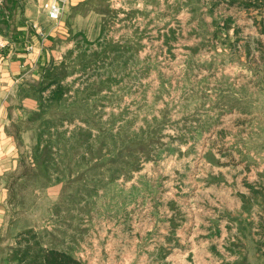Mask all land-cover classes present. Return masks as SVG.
Here are the masks:
<instances>
[{"label":"rangeland","instance_id":"1","mask_svg":"<svg viewBox=\"0 0 264 264\" xmlns=\"http://www.w3.org/2000/svg\"><path fill=\"white\" fill-rule=\"evenodd\" d=\"M195 3V0L191 2L193 6ZM118 32L123 34L128 46L123 53L126 64L123 61L121 66L108 67L107 70L116 76L115 83L101 86L102 97L91 103V109L97 114L85 113L83 118L89 119L93 134L98 128L114 132L117 125H124L131 133L152 123L159 130L154 132L151 141L143 143L153 142V145L143 149L148 152L138 157L141 160L137 171L113 181L105 190H98L96 196L99 198H88L95 203L81 204L83 207L78 210L74 209L76 202H64L65 205L61 202L63 196L75 194L80 184L83 187L82 182L70 176L61 182L55 178L50 181L38 172L37 178L17 187L19 204L13 208L16 221L7 233L33 226L44 235V243L69 250L83 264H188L194 257L188 252L192 244L186 242L191 237L183 234V227L195 228V220L203 214V205L204 208L214 207L211 182L236 180L241 192L247 176L243 166L233 170L234 165L226 168V165L217 164L222 161L221 164L236 162L242 165L245 158L237 157L236 152L229 158L218 156L217 150L227 147V143L208 130L211 124L207 120L205 103L201 102L206 96L202 99L194 72L198 65L206 67L207 63L202 65L201 59L211 58L215 50L205 42L209 34L203 32L204 45L197 51L195 30L191 28H114L108 31L112 37L109 40L115 41ZM166 42H169L168 47ZM192 46L189 53L187 50ZM185 54H192V59L188 64L189 74L185 70L183 76L187 66L183 61ZM61 62L64 67L56 72L66 75L62 81L71 84V91L78 90L83 80L80 58L76 53L69 55L65 51L53 67ZM250 98L246 101L250 102L247 108L259 115V102L264 103V94L253 93ZM78 108V104L71 108L75 124L63 125L65 130L82 125L77 117L82 111ZM63 113L62 108L52 104L43 117L55 121V117ZM229 126L224 125L228 133ZM238 130L232 129L230 134L239 137ZM34 140L35 134L30 132L19 142L21 146H31ZM139 145H136L137 150L142 149ZM237 145L241 146L238 150H242L243 140ZM66 162L73 167L70 160ZM35 188L44 190L43 198L39 194L35 195L37 199L34 197ZM169 216L174 221L167 225L171 233L176 231L162 237V219ZM155 244L161 245V254L154 248Z\"/></svg>","mask_w":264,"mask_h":264},{"label":"crops","instance_id":"2","mask_svg":"<svg viewBox=\"0 0 264 264\" xmlns=\"http://www.w3.org/2000/svg\"><path fill=\"white\" fill-rule=\"evenodd\" d=\"M43 1L0 0V35L6 40L0 52V244L12 245L19 232L33 227L7 233L16 221L13 208L19 204L13 184L20 181V169L32 165L33 144L19 142L30 135L22 123L26 111L36 106L29 87L81 39L110 41L108 31L114 28H191L197 51L204 45L203 32L209 34L205 42L215 50L210 59H201L206 67L198 65L194 73L202 99L206 96L201 102L207 108L212 128L208 130L227 143L217 155L229 158L236 152L245 158L242 165L217 164L233 170L243 166L247 176L241 192L236 180L211 182L214 207L204 208L203 201L195 228L183 227V234L191 237L186 242L192 244L188 252L194 257L188 264H264V103L259 102L257 115L246 102L253 93L264 94V0H195L194 6L193 0H69L55 23L42 11ZM117 34L110 42L124 46L123 34ZM184 57L183 76L185 70L189 74L192 54ZM225 124L230 125L229 133ZM232 129H239V137L230 134ZM240 139L242 150L237 145ZM43 191L35 188L34 197L43 198ZM162 221V237L176 231L171 233L167 225L174 221L170 216ZM154 246L161 252V245Z\"/></svg>","mask_w":264,"mask_h":264},{"label":"trees","instance_id":"3","mask_svg":"<svg viewBox=\"0 0 264 264\" xmlns=\"http://www.w3.org/2000/svg\"><path fill=\"white\" fill-rule=\"evenodd\" d=\"M127 47L100 38L93 43L81 39L73 50L67 52L69 55L76 53L82 63L83 80L78 90L71 91V84H64L62 81L66 75L56 72L64 67V62L46 69L41 80L29 87V94L36 101V106L26 111V119L22 124L35 134L29 154L32 165L20 169V181L13 184L15 195L17 187L37 178L38 172L49 180L55 178L57 182L70 176L82 182L83 187L80 184L75 194L63 196L61 203L65 205L64 202H76L77 208L74 209L78 210L83 207L81 204H94L88 198H99L96 196L98 190L109 188L108 185L113 181L129 177L139 169L141 159L138 157L148 152L143 149H149L153 145V142L147 145L143 142L151 141L154 132L159 130L155 125L147 123L145 128L131 133L124 125H117L114 132L98 128L96 134H93L89 128V119L83 118L85 113L92 116L97 114L91 109V103L93 99L102 97V85L115 83L116 76L107 69L117 64L121 66L123 61L126 64L123 53ZM101 68L105 70L101 71ZM52 104L64 111L55 117V121L43 117ZM76 104L78 110L82 111L77 114L82 125L65 130L63 125L75 124L71 108ZM138 143L142 149L137 150ZM124 149L127 151H123ZM67 160H70L73 167L67 164ZM39 233L38 229L31 227L19 232L12 245L0 244V264H83L69 250H60L44 243V235Z\"/></svg>","mask_w":264,"mask_h":264},{"label":"built area","instance_id":"4","mask_svg":"<svg viewBox=\"0 0 264 264\" xmlns=\"http://www.w3.org/2000/svg\"><path fill=\"white\" fill-rule=\"evenodd\" d=\"M69 0H44L42 11L50 22H57L63 14ZM6 40L0 35V52L5 48Z\"/></svg>","mask_w":264,"mask_h":264}]
</instances>
